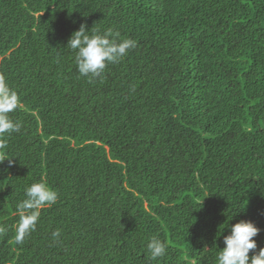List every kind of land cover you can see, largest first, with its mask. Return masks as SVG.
<instances>
[{"label": "trees", "instance_id": "obj_1", "mask_svg": "<svg viewBox=\"0 0 264 264\" xmlns=\"http://www.w3.org/2000/svg\"><path fill=\"white\" fill-rule=\"evenodd\" d=\"M81 24L136 47L81 76ZM0 74L21 124L0 153V264H217L240 221L264 248V0H0ZM40 181L57 200L18 244Z\"/></svg>", "mask_w": 264, "mask_h": 264}, {"label": "clouds", "instance_id": "obj_2", "mask_svg": "<svg viewBox=\"0 0 264 264\" xmlns=\"http://www.w3.org/2000/svg\"><path fill=\"white\" fill-rule=\"evenodd\" d=\"M86 25L81 24L67 42L68 48L76 52L75 61L81 76L99 75L109 63L118 62L127 55L128 50L136 47V41L123 39L117 42L119 33L111 28L103 34H88ZM19 97L16 91L10 89L3 74H0V153L7 148L6 135L18 132L19 122H14L9 113L19 106ZM11 163V161H9ZM25 199L16 205L19 217L16 228V242L23 243L25 237L34 231L40 216V209L56 202L58 193L50 188L46 182L40 181L31 184L25 191ZM260 229L252 222L240 221L235 223L230 234L225 236V247L217 253V264H264V248L257 252V244L253 237ZM5 228L0 226V234ZM59 230L53 236H59ZM149 259L156 260L166 254V245L157 236L149 238L146 245ZM250 251L253 253L249 256Z\"/></svg>", "mask_w": 264, "mask_h": 264}]
</instances>
